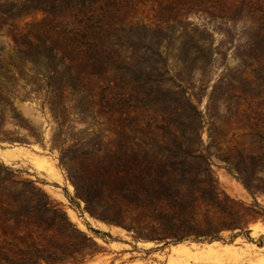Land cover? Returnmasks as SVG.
<instances>
[{"label":"rangeland","instance_id":"374dc122","mask_svg":"<svg viewBox=\"0 0 264 264\" xmlns=\"http://www.w3.org/2000/svg\"><path fill=\"white\" fill-rule=\"evenodd\" d=\"M163 263L264 264V0H0V264Z\"/></svg>","mask_w":264,"mask_h":264},{"label":"trees","instance_id":"16d2710c","mask_svg":"<svg viewBox=\"0 0 264 264\" xmlns=\"http://www.w3.org/2000/svg\"><path fill=\"white\" fill-rule=\"evenodd\" d=\"M61 38H62L63 40L66 39L65 37H61ZM59 50H60V52H61L62 55L67 54V55H68V58L71 60V56H69L70 54L64 52L65 49L63 50V48H59ZM56 55H57L56 53H53L52 56L55 57ZM60 64H61L62 66L65 67V65L63 64L62 61H60ZM89 67H90V72H91V73H94V72L99 71V70H97V69H98V68H97L98 66H96V65L90 64ZM65 74H66L68 77H70V78H74L73 75L70 73V68H69V67H65Z\"/></svg>","mask_w":264,"mask_h":264},{"label":"crops","instance_id":"0c3cea01","mask_svg":"<svg viewBox=\"0 0 264 264\" xmlns=\"http://www.w3.org/2000/svg\"><path fill=\"white\" fill-rule=\"evenodd\" d=\"M253 224H256V222H254ZM259 224H263V223H259ZM186 246H189L188 244H185ZM151 251V249H149ZM120 254V253H119ZM144 260V259H143ZM166 264V263H163Z\"/></svg>","mask_w":264,"mask_h":264}]
</instances>
